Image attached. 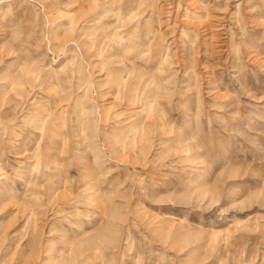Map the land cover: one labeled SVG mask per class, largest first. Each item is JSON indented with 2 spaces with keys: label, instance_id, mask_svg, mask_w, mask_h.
Listing matches in <instances>:
<instances>
[{
  "label": "rangeland",
  "instance_id": "1",
  "mask_svg": "<svg viewBox=\"0 0 264 264\" xmlns=\"http://www.w3.org/2000/svg\"><path fill=\"white\" fill-rule=\"evenodd\" d=\"M0 264H264V0H0Z\"/></svg>",
  "mask_w": 264,
  "mask_h": 264
}]
</instances>
